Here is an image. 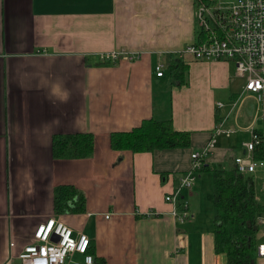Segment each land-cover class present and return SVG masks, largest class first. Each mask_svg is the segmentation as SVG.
I'll list each match as a JSON object with an SVG mask.
<instances>
[{
  "label": "crops",
  "instance_id": "crops-1",
  "mask_svg": "<svg viewBox=\"0 0 264 264\" xmlns=\"http://www.w3.org/2000/svg\"><path fill=\"white\" fill-rule=\"evenodd\" d=\"M195 7L194 0H0V264H21L17 254L50 216L84 232L99 264H226L214 251L212 210L195 201L212 202V169L232 167L250 125H261L249 97L231 107L243 85L231 61L187 55L186 83L173 81L172 56L197 38ZM108 52L116 59L100 60ZM168 117L174 129L190 132L187 147H110L111 132ZM219 122L232 131L215 136L207 169L180 191L194 218L179 221L164 194ZM75 133L93 135L92 154L53 157V136ZM250 174L264 205V167ZM62 184L82 192L84 211H54V187ZM263 215L257 214L258 244ZM81 262L75 253L66 264Z\"/></svg>",
  "mask_w": 264,
  "mask_h": 264
},
{
  "label": "built area",
  "instance_id": "built-area-1",
  "mask_svg": "<svg viewBox=\"0 0 264 264\" xmlns=\"http://www.w3.org/2000/svg\"><path fill=\"white\" fill-rule=\"evenodd\" d=\"M195 7L194 15L201 35L186 44L178 52L185 60L187 55L198 61H231L234 75L243 79L242 89L231 107L244 104L245 98L252 99V117L260 120V127H249L250 138L242 142L244 153L233 157V164L242 174L253 173L264 167V158L255 157V149L264 144V0H210ZM116 52L100 54V60H115ZM187 59V58H186ZM163 64L156 65V76H161ZM223 103L216 102L220 108ZM228 114L223 115V119ZM209 140L190 153L189 168L179 177L176 188L164 194V200L172 203L171 214L179 221L191 220L194 213L187 200H180L182 188L191 189L202 170L208 153L214 146L215 136L228 135L232 129L222 127L221 122ZM106 213L105 218H109ZM264 221V215L263 219ZM89 237L73 229L56 217L50 216L39 223L33 231V241L26 244L17 254L21 264H66L75 253L82 255L81 264H94L88 252ZM257 256H264V242L257 244Z\"/></svg>",
  "mask_w": 264,
  "mask_h": 264
},
{
  "label": "trees",
  "instance_id": "trees-1",
  "mask_svg": "<svg viewBox=\"0 0 264 264\" xmlns=\"http://www.w3.org/2000/svg\"><path fill=\"white\" fill-rule=\"evenodd\" d=\"M210 0H194L195 6ZM201 35L197 29V38ZM172 79L177 84L186 83L188 66L176 54L169 64ZM110 147L152 151L153 149L187 147L190 132L173 128L170 117L148 118L126 131H113L109 135ZM52 156L56 158H83L93 151V135L90 133L54 135L51 142ZM257 159L264 158V144L255 149ZM208 166L203 164L202 169ZM85 197L73 185L54 187L53 209L56 213L84 211ZM213 244L214 251L224 253L226 264H255L257 256L256 233L259 228L257 214L264 205L255 198L251 174H242L233 164L230 168L212 169ZM94 264L99 261L94 257Z\"/></svg>",
  "mask_w": 264,
  "mask_h": 264
},
{
  "label": "rangeland",
  "instance_id": "rangeland-1",
  "mask_svg": "<svg viewBox=\"0 0 264 264\" xmlns=\"http://www.w3.org/2000/svg\"><path fill=\"white\" fill-rule=\"evenodd\" d=\"M219 1L225 2V1H228V0H219ZM259 123H260V120L258 122V125H259ZM236 136H238V133H237ZM239 137H243V136H241V134H240ZM219 138H220L219 140H222L223 139L222 137H219ZM224 141H225V143H227V140L226 139ZM226 145L229 146L230 144L228 143ZM202 174H207V176H208V174L211 175V172L209 170L208 171L204 170L202 172ZM210 189H211V186H210ZM195 203L200 208V210H206V209H208L207 210V213L208 212H211V210H212V216H213V205H212V202H211V196H199L197 198V200L195 201ZM189 206H190V203H189Z\"/></svg>",
  "mask_w": 264,
  "mask_h": 264
},
{
  "label": "water",
  "instance_id": "water-1",
  "mask_svg": "<svg viewBox=\"0 0 264 264\" xmlns=\"http://www.w3.org/2000/svg\"><path fill=\"white\" fill-rule=\"evenodd\" d=\"M249 110H252V103L249 104Z\"/></svg>",
  "mask_w": 264,
  "mask_h": 264
}]
</instances>
